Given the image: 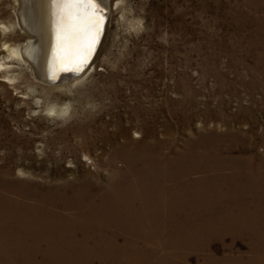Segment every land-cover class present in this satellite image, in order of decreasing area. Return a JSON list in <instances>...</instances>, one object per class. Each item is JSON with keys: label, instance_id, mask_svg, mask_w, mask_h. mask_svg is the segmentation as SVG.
Here are the masks:
<instances>
[{"label": "rangeland", "instance_id": "374dc122", "mask_svg": "<svg viewBox=\"0 0 264 264\" xmlns=\"http://www.w3.org/2000/svg\"><path fill=\"white\" fill-rule=\"evenodd\" d=\"M123 2L109 16L93 70L75 84L45 83L24 61L5 59L10 67L0 72V172L37 184L82 177L104 182L121 166L111 151L124 141L166 139L181 151L187 140L209 132L240 134L239 143L258 169L264 161V0ZM13 8L14 0H0V22L14 24ZM20 32L15 25L0 31V47L23 42ZM261 199L258 207L221 208L217 212L226 225L207 227L196 221L206 215L203 209L185 208L162 212L161 219L196 222L155 230L147 222L140 231L161 243L165 263L181 259L172 246L182 243L205 244L219 264L246 261V255L238 256L249 251L244 227H254V217L264 219ZM257 231L264 233V226ZM187 234L195 245L186 243ZM240 234L246 241L232 244ZM182 250L195 263L191 250Z\"/></svg>", "mask_w": 264, "mask_h": 264}, {"label": "bare ground", "instance_id": "6f19581e", "mask_svg": "<svg viewBox=\"0 0 264 264\" xmlns=\"http://www.w3.org/2000/svg\"><path fill=\"white\" fill-rule=\"evenodd\" d=\"M123 1L102 0L107 17L103 34L86 66L76 71L75 61L68 59V49L76 41L58 47L56 9L50 0H14V24L0 22V31L15 25L24 39L19 44H1L0 72L10 67L5 59H19L40 81L66 86L77 83L93 70L109 16ZM61 71L68 72L60 74ZM2 77L11 78L6 74ZM187 104L181 102L185 108ZM239 137L235 132L202 133L187 140L181 151L170 143L166 145V139H143L135 144L124 141L111 151V159L120 161L121 166L115 167L104 182L82 177L37 184L18 182L9 176L11 173L0 172V264H169L160 258L161 243L157 239L154 243L148 230L141 233L145 223L162 228L179 221H202L209 227L212 223L225 224L226 218L217 212L223 207L247 209L262 205L264 161L255 169ZM238 197L242 199L237 200ZM185 208L203 209L206 215L196 221L161 219L162 212L165 215ZM140 213L145 214L141 215L143 218L138 217ZM263 220L254 217L255 228L244 227L249 232L245 233L248 242L241 234L230 237L232 244L240 239L249 247L247 252H238L239 258L242 254L248 257L246 261L232 260L230 264H264V233L257 231L264 226ZM189 237L186 243L191 242ZM156 238L161 239L162 235ZM182 245L172 246L173 252L182 253V257L170 264H191L186 258L188 252L182 249L195 255L192 264H219L211 260V251L205 249V244L196 248Z\"/></svg>", "mask_w": 264, "mask_h": 264}, {"label": "snow or ice", "instance_id": "6c2138e0", "mask_svg": "<svg viewBox=\"0 0 264 264\" xmlns=\"http://www.w3.org/2000/svg\"><path fill=\"white\" fill-rule=\"evenodd\" d=\"M56 9L57 42L76 41L68 49V59L81 71L91 57L103 30L102 0H50Z\"/></svg>", "mask_w": 264, "mask_h": 264}, {"label": "water", "instance_id": "95a60500", "mask_svg": "<svg viewBox=\"0 0 264 264\" xmlns=\"http://www.w3.org/2000/svg\"><path fill=\"white\" fill-rule=\"evenodd\" d=\"M106 11H103V15H104V17H105V19H104V24H103V29H104V25H105V23H106V21H107V17H106ZM102 34H103V30H102V33H101V35H100V38H99V42H100V39H101V36H102ZM99 42L97 43V47H98V44H99ZM95 52V51H94ZM94 55V54H93ZM66 72H68V71H61V73L60 74H63V73H66Z\"/></svg>", "mask_w": 264, "mask_h": 264}]
</instances>
